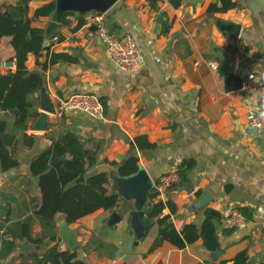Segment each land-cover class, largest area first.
<instances>
[{
    "label": "crops",
    "instance_id": "crops-1",
    "mask_svg": "<svg viewBox=\"0 0 264 264\" xmlns=\"http://www.w3.org/2000/svg\"><path fill=\"white\" fill-rule=\"evenodd\" d=\"M19 1L0 0V8ZM231 1L235 9L209 15L208 7L219 6V0H181L179 7L170 0H118L116 12L105 13L106 27L114 37L129 35L135 41L142 65L134 72L118 70L79 14L67 15L66 24L59 21L56 40L47 45L50 52L65 54L71 61L43 71L47 54L38 60L28 56V71L43 78L55 109L59 100L85 93L98 98L104 117L92 121L76 111L55 114L42 133L31 132L34 120L28 122L26 134L36 140L31 147L21 140L16 143L13 153L19 167L4 172L0 163V264H37L35 257L41 258L47 247L55 245L47 241L33 245L8 229L21 231L20 223L40 204L38 178L30 175V162L49 147L51 138L64 133L75 134L96 154L97 163L89 173L118 174L127 159L135 158L155 184L163 175L177 173L183 162H194L182 186L158 196L174 206V214L168 209L164 213L171 215L177 232L186 225L199 229L206 210L221 215L217 250L207 251L198 238L184 247L165 241L149 252L159 238L158 227H151L135 245L129 224L132 203L120 198L113 212L121 221L111 227L113 212L102 211L67 224L76 232L78 260L86 264H232L245 252L248 264H264V131L248 128L245 118L250 110L264 112V88L253 94L239 91L244 76L264 74V0ZM51 2L55 0H27L32 27L44 31L51 17L35 20L34 12ZM219 22L238 25L237 40L218 29ZM216 49L235 56L231 72H217L221 61ZM212 63L217 64L215 71ZM14 71L10 39L1 38L0 76ZM33 101L39 114V93ZM241 209L251 215L246 228L224 229L223 218ZM60 215L54 220L58 248L67 251L57 230ZM42 231L36 223L32 236ZM13 238L16 247L8 252L2 242Z\"/></svg>",
    "mask_w": 264,
    "mask_h": 264
},
{
    "label": "trees",
    "instance_id": "trees-1",
    "mask_svg": "<svg viewBox=\"0 0 264 264\" xmlns=\"http://www.w3.org/2000/svg\"><path fill=\"white\" fill-rule=\"evenodd\" d=\"M170 2L175 7L181 5V0ZM235 7L236 4L231 0H219V6L211 4L207 13L209 15L225 13ZM54 11L55 2L48 3L34 12L33 19L49 18ZM67 15L73 13L61 15L59 21L66 24ZM1 38L10 39L15 62L14 72L0 76V114L5 115L0 118V163L2 171L6 172L19 167L13 153L16 143L21 140L31 147L36 140V136L27 135L26 131L28 122L38 116L33 97L41 90L44 80L40 75L28 71L26 67L28 56L33 55L38 60L43 53L47 54V60L41 64L43 71L71 59L65 54L50 52L47 46L42 47L43 31L32 27V20L27 17V7L21 1L0 8ZM37 65L40 64L37 62ZM10 110H15V113L10 114ZM137 162L135 158L127 159L118 168V174L122 177L134 174L138 168ZM96 163V154L86 149L73 133L59 134L56 138H51L49 147L31 160L29 173L32 177L38 178L40 204L34 205L29 216L20 223L21 231L10 229L8 231L33 245H43L45 241L49 244L55 243L54 246L47 247L41 258L35 257L37 264H86L77 259L76 250L70 252L59 250L54 221L57 215H64L66 223L71 225L98 211L113 212L119 208L121 199L110 191L108 175L105 172L89 173ZM193 167L194 162H183L177 170L179 182L170 190L182 186L186 182V173ZM80 177L82 181H79ZM158 196L155 188L149 192L142 220L145 234L151 227H158L159 238L149 252L154 251L165 241L177 247H184L198 238L209 252L219 248L216 230L221 221L219 213L206 210L199 229L194 225H186L177 232L171 215L164 213L165 209H168L170 214H174V206L168 200L164 203L158 200ZM240 212L247 218L246 220L251 219L247 210L241 209ZM36 223L43 231L40 236L34 238L32 227ZM2 243L5 249H9L8 252L16 247L15 238L11 242ZM232 264H248L247 254L239 253Z\"/></svg>",
    "mask_w": 264,
    "mask_h": 264
},
{
    "label": "water",
    "instance_id": "water-1",
    "mask_svg": "<svg viewBox=\"0 0 264 264\" xmlns=\"http://www.w3.org/2000/svg\"><path fill=\"white\" fill-rule=\"evenodd\" d=\"M26 6L27 0H21ZM118 0H55V11L51 16V21L47 23L43 31L42 47L45 48L59 32V17L65 13L84 15L89 12H98L105 14L110 12L114 14L119 6H114ZM251 10H256L248 5ZM258 11V10H257ZM218 29L228 33L232 40H237L239 26L228 22H219ZM215 54L221 61L217 72L223 74L232 71L234 68L235 56L228 55L224 51L216 49ZM40 95V113L32 122L29 130L33 133H42L47 130L49 117L55 115L54 104L50 101L49 96L43 86L39 91ZM10 114L15 110H10ZM109 183L111 192L116 193L121 199L132 203L133 210L129 213V224L135 237V245L144 238L145 227L143 226L144 208L148 202L149 192L154 188V182L149 178L142 167H138L134 174L126 177L119 176L116 173H109ZM82 181V177L79 178ZM121 221V216L113 212L110 216L108 226L111 227ZM58 234L60 240L67 246V251H75L79 248L76 240V232L68 228L65 216L60 215L58 223Z\"/></svg>",
    "mask_w": 264,
    "mask_h": 264
},
{
    "label": "built area",
    "instance_id": "built-area-1",
    "mask_svg": "<svg viewBox=\"0 0 264 264\" xmlns=\"http://www.w3.org/2000/svg\"><path fill=\"white\" fill-rule=\"evenodd\" d=\"M84 25L93 28L102 42L107 57L121 72L130 73L138 70L142 65V57L135 41L129 35L114 37L106 27L105 14L89 12L82 15ZM54 41L56 39H53ZM211 69L215 71L217 64L212 63ZM264 88V74L252 73L244 76L239 84V91L253 94ZM76 111L92 121H100L104 117V109L98 98L91 94H73L58 101L55 114L62 116L65 113ZM247 126L250 129L264 131V112L250 110L246 116ZM179 182L177 173H167L159 178L154 188L159 195L166 194L173 185ZM226 230H244L247 222L238 210L230 211L222 220Z\"/></svg>",
    "mask_w": 264,
    "mask_h": 264
}]
</instances>
